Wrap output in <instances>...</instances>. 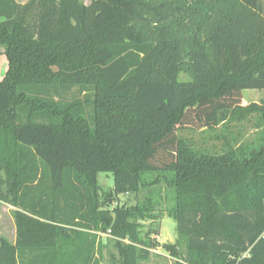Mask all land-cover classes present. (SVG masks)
I'll return each mask as SVG.
<instances>
[{
    "label": "trees",
    "instance_id": "16d2710c",
    "mask_svg": "<svg viewBox=\"0 0 264 264\" xmlns=\"http://www.w3.org/2000/svg\"><path fill=\"white\" fill-rule=\"evenodd\" d=\"M0 47V264H101L100 233L149 260L162 189L110 206L161 182L189 264H264V99L242 95L264 90V0H0ZM251 121L256 141L220 150L180 134Z\"/></svg>",
    "mask_w": 264,
    "mask_h": 264
},
{
    "label": "rangeland",
    "instance_id": "374dc122",
    "mask_svg": "<svg viewBox=\"0 0 264 264\" xmlns=\"http://www.w3.org/2000/svg\"><path fill=\"white\" fill-rule=\"evenodd\" d=\"M19 3H27L29 0H16ZM83 3L89 5L91 0H81ZM0 52L4 49L0 47ZM8 69V60L4 54L0 56V74L4 77ZM186 76L183 75L182 78ZM78 95V89L67 93L65 98L71 100ZM243 99L247 102H261L264 99V90H245L242 92ZM260 130L254 126V121L250 123L238 124L234 123L227 128L220 127L216 131H183L181 136L185 139L192 141L197 148H209L220 150L226 138L228 141L237 142L240 144L242 141H256L260 137ZM153 177L147 176V180ZM99 184L103 191L109 193L114 188V177L111 173H100ZM162 189L161 205L156 208V218L153 220H146L141 222V235L145 241L156 243L158 247L151 250L150 259L141 261L139 264H189L186 261L188 246L186 239L178 234L177 222L170 215L169 210L173 203L166 198V186L164 182L151 185L143 188L138 194L129 195H116L112 197V204L110 208L113 210L115 207H132L138 203H143L147 198L153 195L152 191L158 188ZM156 198V196H155ZM15 208L9 204L0 201V238L6 239L9 243H16V224H15ZM100 238V251L98 259L101 264H120L119 254L115 248V237L110 234H99ZM165 244L177 245L180 257H173L169 252L164 249Z\"/></svg>",
    "mask_w": 264,
    "mask_h": 264
},
{
    "label": "crops",
    "instance_id": "0c3cea01",
    "mask_svg": "<svg viewBox=\"0 0 264 264\" xmlns=\"http://www.w3.org/2000/svg\"><path fill=\"white\" fill-rule=\"evenodd\" d=\"M263 100V99H262ZM243 101H244V104H248L244 99H243Z\"/></svg>",
    "mask_w": 264,
    "mask_h": 264
}]
</instances>
